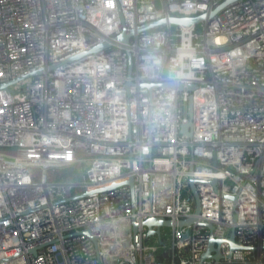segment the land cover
<instances>
[{"label": "built area", "instance_id": "2783aa9c", "mask_svg": "<svg viewBox=\"0 0 264 264\" xmlns=\"http://www.w3.org/2000/svg\"><path fill=\"white\" fill-rule=\"evenodd\" d=\"M229 1L0 0V264H264V0L138 32Z\"/></svg>", "mask_w": 264, "mask_h": 264}, {"label": "water", "instance_id": "95a60500", "mask_svg": "<svg viewBox=\"0 0 264 264\" xmlns=\"http://www.w3.org/2000/svg\"><path fill=\"white\" fill-rule=\"evenodd\" d=\"M234 1L235 0H231L229 2H225V3L221 4L209 16L201 15V16H198V17H183V18L173 17L169 21L163 19V20H159V21L152 22V23H149V24L141 26L138 29V32L141 33V34H145L149 30L156 29V28L161 27V26H166V25H168V23L173 25V26H184V27H191V26H194V25H199L202 22H204L205 20L213 19L214 16L219 14V12H221L222 10L226 9L229 5L233 4ZM133 35H134V32L131 31V32L128 33L127 29L124 27L123 32L120 35H118L115 39L118 42H123V43L127 44V43H129L130 38ZM108 47H109L108 44H105V45H102V46H98V47L94 48L93 50L85 53L83 55V57L84 56H88L90 54H98L101 51L107 49ZM38 74L39 73H35V74H32L31 76H28V77H25V78H21V79H17L15 81L10 82V83L2 84V85H0V90L10 91V86L15 85L17 83H20V82H22V81H24V80H26V79H28L30 77L37 76ZM169 86L170 87H174V84L171 83V84H169ZM179 89L183 90L184 87L182 85H180ZM189 89L191 91L195 90L196 86H190ZM189 108H190L189 116L191 117L192 116V98H190ZM191 128H192V122H189L188 124L183 125L182 129H181V134H185V135H188L189 137H191L192 136ZM129 183H130V185H133V180H130ZM197 183H199L198 180L190 179L191 189H192V192H193L195 200H196L195 214L199 215L200 214V199H199V196H198L196 188H195V185ZM115 187H117V185H114L111 188H115ZM194 224L198 225V226H204V227H206L209 230H213V226L212 225L200 223L196 218L182 220V221H180L178 223V226H179V228H184V227H189V226L194 225ZM143 226L147 227L148 236H153V235L159 236L161 227H172L173 223L171 221H169V220L164 219V218L150 217L148 220L144 221ZM138 228H139V224L136 221H134L133 222L134 233H137ZM154 228H157V230H154ZM87 235L95 243L97 242L96 239L94 237H92L89 233H87ZM187 237L188 236H185L184 238H187ZM222 243H223V241L216 240L213 237H210L209 248H208V251L204 254L203 259L214 257L215 260H219L221 258V256H220V253H219V249L215 248V245L216 244L220 245ZM228 243L231 245V247L233 249L244 250V248L242 249V248H240V247H238L236 245L235 238H234L233 234H232L231 238L228 240ZM96 246H97V244H96ZM213 251L216 252L215 255H212ZM100 264H103L102 261H100Z\"/></svg>", "mask_w": 264, "mask_h": 264}, {"label": "rangeland", "instance_id": "374dc122", "mask_svg": "<svg viewBox=\"0 0 264 264\" xmlns=\"http://www.w3.org/2000/svg\"><path fill=\"white\" fill-rule=\"evenodd\" d=\"M198 28H199V26H198ZM174 30H175V28H174ZM28 84H30V79H26V80L16 84L14 86V88L21 91ZM185 116L188 118L190 117L188 105L185 108ZM41 172L42 171H40V170L35 171V173L37 175H41ZM47 173H48L49 180L55 181V182L79 181V180L83 179V177H84L83 176V165L81 163H76L72 166L59 168V169H50Z\"/></svg>", "mask_w": 264, "mask_h": 264}]
</instances>
